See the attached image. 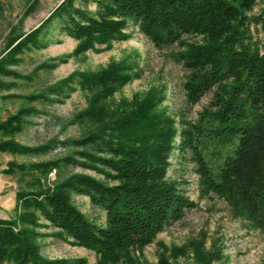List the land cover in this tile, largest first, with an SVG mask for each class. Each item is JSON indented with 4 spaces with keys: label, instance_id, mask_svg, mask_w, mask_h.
Segmentation results:
<instances>
[{
    "label": "trees",
    "instance_id": "1",
    "mask_svg": "<svg viewBox=\"0 0 264 264\" xmlns=\"http://www.w3.org/2000/svg\"><path fill=\"white\" fill-rule=\"evenodd\" d=\"M37 1L27 4L15 24L8 23L2 41L0 97L26 104L0 121V153L62 151L36 162H10L3 170L18 174L23 187L15 196L22 212L13 221L0 219V264H87L84 258L44 257L35 238L41 221L55 236L94 252L97 264H148L135 252L194 208L180 184L166 179L172 150L192 164L200 197L225 200L252 229L264 233V46L259 50L248 44L247 16L259 0H64L25 33L24 20ZM128 19L155 49L171 50V60L184 73L187 105L208 98L195 121L184 114L174 121L160 110L163 97L157 88L131 101L116 100L114 94L137 76L131 57L95 73L75 71L29 95L10 93L13 82L6 79L31 80L61 63L49 59L27 75L14 69L25 52L59 41L47 38L50 31L76 40L73 54L79 56L95 44L125 40L122 29ZM76 90L85 96V107L68 121L76 136L33 146L15 140L27 119L38 114L30 103L61 104ZM74 167L95 176L64 174ZM73 195L87 197L103 211L104 226L83 215L72 204ZM203 242L189 245L194 264L218 259L216 252L203 250ZM159 248L157 264H176L185 255L184 249Z\"/></svg>",
    "mask_w": 264,
    "mask_h": 264
},
{
    "label": "rangeland",
    "instance_id": "2",
    "mask_svg": "<svg viewBox=\"0 0 264 264\" xmlns=\"http://www.w3.org/2000/svg\"><path fill=\"white\" fill-rule=\"evenodd\" d=\"M27 1L0 0V5L3 7V13L0 15V50L3 47L6 26L8 23L17 22L27 4L32 3L31 0ZM63 1L38 0L35 10L24 20L23 31L28 33L36 29ZM247 16L249 17L248 44L261 50L264 46V2L259 0ZM122 32L127 35L125 40L111 41L108 45L95 44L94 50H87L79 56H74L77 41L50 31L47 38L59 41L48 43L40 50L25 52L21 56V63L14 69L22 75H27L36 65L49 59L60 60L61 63L51 72H38L31 80L6 79L13 82L10 93L29 95L75 71L95 73L111 62L131 57L137 64V76L114 94L115 99L124 98L131 101L134 95L141 96L150 89L157 88L163 97L159 105L160 110L174 121H177L179 114H184L187 120L195 121L197 114L206 107L208 98H203L193 106L185 103L181 89L184 73L180 66L171 60V50L155 49L131 19L126 20ZM23 104L26 103L22 100H3L0 97V121ZM29 105L36 108L38 114L27 119L23 131L14 138L21 144L33 146L53 137L63 140L76 136L78 133L76 127L68 121L74 113L85 107V96L76 90L61 104L32 102ZM61 151L57 149L45 156H15L0 153V219L13 221L18 213L22 212L15 206V196L23 185L18 180V174L3 173L7 164L50 159ZM167 161L169 166L166 179L180 184L185 195L194 203V208L186 211L180 221L165 226L151 244L141 251H136L135 255L143 258L148 264H157L161 254L159 248L161 244L168 249H184L185 255L179 256L175 261L176 264H194L193 250L189 245L191 241L202 239L204 251L216 252L219 255L212 264H264V233L252 229L225 200L214 195L200 197L192 164L181 158L176 151L172 150L169 153ZM71 173L95 176L92 172L75 167L64 170V174ZM48 178L53 181L54 172H51ZM72 204L97 225L104 226V212L93 208L87 197L73 195ZM41 223L43 227L35 230L39 234L35 238L38 241L39 251L44 257L84 258L87 264H97L98 256L94 252L72 245L71 240L66 237L55 236V230L48 228L45 222L41 221Z\"/></svg>",
    "mask_w": 264,
    "mask_h": 264
}]
</instances>
